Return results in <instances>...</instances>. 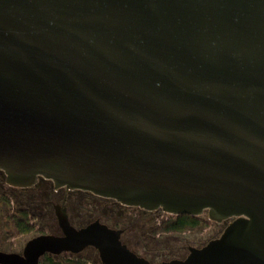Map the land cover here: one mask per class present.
Returning a JSON list of instances; mask_svg holds the SVG:
<instances>
[{
	"label": "water",
	"instance_id": "water-1",
	"mask_svg": "<svg viewBox=\"0 0 264 264\" xmlns=\"http://www.w3.org/2000/svg\"><path fill=\"white\" fill-rule=\"evenodd\" d=\"M0 170L123 205L229 222L187 257L264 264V0H0ZM0 264L99 252L154 264L95 221Z\"/></svg>",
	"mask_w": 264,
	"mask_h": 264
},
{
	"label": "rangeland",
	"instance_id": "rangeland-1",
	"mask_svg": "<svg viewBox=\"0 0 264 264\" xmlns=\"http://www.w3.org/2000/svg\"><path fill=\"white\" fill-rule=\"evenodd\" d=\"M32 191L13 189L5 183V180L4 184L1 185L0 238L2 240L1 247H3V249L21 252L26 242L31 237L32 233L20 234L12 226L10 217L18 213L20 208H22L21 202L24 205L27 203L24 197L27 194H31ZM11 200L13 203H11ZM102 205H107V209L104 210ZM102 205L97 202L88 212L77 214L78 223L85 221L83 219H87L91 215L96 216L101 213L104 219L114 227L127 228L124 234V240L137 253L146 255L154 260L156 264L173 259L174 257H187L190 253V247L200 248L206 245L212 239L219 237L229 224V221L216 222L211 220L208 211H205L199 216V219L202 221L200 227L182 233H169L164 231V223L175 218V215L162 209L151 211L113 203H104ZM54 217L55 213L52 215L48 212H42L41 223L37 221L40 224L39 230L46 232L56 230L58 228V223L57 219ZM54 223H56L55 226L57 228L54 226ZM78 259L82 260L85 264H103L99 252L94 248H89L75 256L70 253H63L58 256V260L62 262Z\"/></svg>",
	"mask_w": 264,
	"mask_h": 264
},
{
	"label": "flooded vegetation",
	"instance_id": "flooded-vegetation-1",
	"mask_svg": "<svg viewBox=\"0 0 264 264\" xmlns=\"http://www.w3.org/2000/svg\"><path fill=\"white\" fill-rule=\"evenodd\" d=\"M3 178L5 180V183L13 189H23L26 191H32L33 190L31 194H27L24 197L25 201L27 200V203L24 205L21 202L22 208H20L18 213H15L14 215H12L10 217V219L12 221L11 222L12 226L20 234H31L32 233L31 237L26 242V244L31 239H33L39 235H43V234L62 235L63 234L61 226L59 224V218H58V214H57L59 210H65L67 215H68V218H69L71 225H73L75 228H78V229L83 228V227H85V226H87L90 223L95 222V221H100L101 223H104L111 228L123 229L124 232L122 234V241L124 242L123 238H124V234L127 231V228H117L116 226L114 227L106 219H104V217H103V215H101V213L99 215H96V216L91 215L89 218L83 219L85 221H82L81 223H78V221H77L78 219L76 216L77 214H81L83 212H88L90 209H92L94 207V205H96L97 202L101 203V205L104 203L105 204L113 203L116 205H123L120 202H118L117 200H114L112 198L99 196V195H96L92 192L81 190V189H70V188H67L65 186L57 187L55 185L54 181L47 179V178H44V177H39L38 181L32 186L14 187V186H11L10 184L7 183L6 174L2 170H0V187H1V185L4 184ZM4 187H2V188H4ZM11 203H13L12 200H11ZM102 206L104 207L103 208L104 210L107 209V207H108L107 205L106 206L102 205ZM123 206H126V205H123ZM128 207L139 208V207H133V206H128ZM42 212H48L49 214H52V215L55 213L54 218L57 219V223H58V228L55 226L56 223H54V226L57 228L56 230H51L48 232L43 231V230H39L40 224L37 221L40 222V220L42 219ZM24 214H27L26 217H24V220L27 222L28 226L32 228V231L29 233H22L16 226L15 217L18 216V218H21L24 216ZM234 219L235 218L228 219V220H226V222H228V221L231 222ZM1 242H2V240L0 238V251L13 252L11 250L3 249V247H1V244H2ZM26 244H25V246H26ZM25 246H24V248H25ZM24 248H23V250H24ZM89 248H93V247H89ZM89 248H87V249H89ZM87 249H85V250H87ZM23 250L21 252H17V253H23ZM84 251H82V252H84ZM70 254L78 255L80 253H78V254L70 253ZM47 255L55 256L57 258H58V256H60V255H53L50 253H46L44 256L41 257L39 264H43V261Z\"/></svg>",
	"mask_w": 264,
	"mask_h": 264
},
{
	"label": "trees",
	"instance_id": "trees-1",
	"mask_svg": "<svg viewBox=\"0 0 264 264\" xmlns=\"http://www.w3.org/2000/svg\"><path fill=\"white\" fill-rule=\"evenodd\" d=\"M27 214H24L23 217L18 218V216L15 217L16 220V226L22 233H29L32 231V228L28 226L27 222L24 220V217H26ZM200 216V215H199ZM199 216L189 215V214H181V215H175V218L169 220L168 222L164 223V231L169 233H182L189 230H194L201 226L202 221L199 219ZM124 240V238H123ZM125 244L128 245V247L136 252L125 240ZM137 253V252H136ZM139 254V253H137ZM141 256H144L148 260H150L152 263L156 264L154 260L150 259L146 255L139 254ZM75 256V255H74ZM175 258H185V257H174ZM171 260V259H170ZM167 261V260H165ZM43 264H85L82 260H70L66 262H62L58 260L57 257L47 255L43 261Z\"/></svg>",
	"mask_w": 264,
	"mask_h": 264
}]
</instances>
